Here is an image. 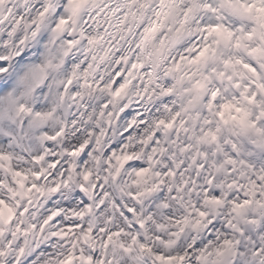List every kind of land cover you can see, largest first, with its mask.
Returning a JSON list of instances; mask_svg holds the SVG:
<instances>
[{"label":"clouds","instance_id":"1","mask_svg":"<svg viewBox=\"0 0 264 264\" xmlns=\"http://www.w3.org/2000/svg\"><path fill=\"white\" fill-rule=\"evenodd\" d=\"M0 264H264V0H0Z\"/></svg>","mask_w":264,"mask_h":264}]
</instances>
